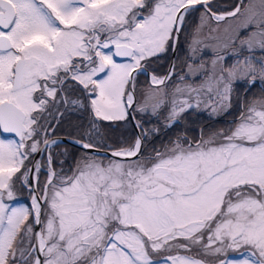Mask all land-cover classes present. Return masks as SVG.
Instances as JSON below:
<instances>
[{
    "label": "snow or ice",
    "instance_id": "1",
    "mask_svg": "<svg viewBox=\"0 0 264 264\" xmlns=\"http://www.w3.org/2000/svg\"><path fill=\"white\" fill-rule=\"evenodd\" d=\"M257 81L264 0H0V264H264V97L236 95ZM234 107L147 147L145 116ZM75 113L80 154L56 152Z\"/></svg>",
    "mask_w": 264,
    "mask_h": 264
},
{
    "label": "flooded vegetation",
    "instance_id": "2",
    "mask_svg": "<svg viewBox=\"0 0 264 264\" xmlns=\"http://www.w3.org/2000/svg\"><path fill=\"white\" fill-rule=\"evenodd\" d=\"M180 51V50H179ZM181 55V52L179 53L178 51L175 53V58H174V61L177 63V67L179 68L181 63H182V58L180 57ZM170 56H171V52H169L166 56L165 59L161 60V61H158L156 63H154L151 68H150V72L152 70H155L157 73H160V74H164L168 71V65H169V61H170ZM140 81H141V84L140 86L141 87H144L146 86L147 84V81L149 79L148 76H141L139 77ZM191 111V110H190ZM199 114V113H198ZM146 117V118H145ZM144 117V121L146 122V125L147 127H150L152 128L154 125H157L159 121L156 120L155 117H148V116H145ZM162 119V118H161ZM205 119H206V122L205 123H200L198 124V133L197 135L199 136L200 135V132L201 130L204 128V127H208V126H211L212 124H214V121L217 120V119H228L226 117H218L216 116L215 118L211 117V116H206L205 115ZM84 124L85 127H87V118L84 114L82 113H75V114H69L66 119H65V122L63 123V125L57 129V135L60 136L61 138L65 139V143L61 145V148L60 149H55L56 152H60L63 150L64 147H67L69 149L70 152L74 153L75 155H79L80 154V150L76 147H73L71 144H69L67 142V135L69 132H71L73 135H76L77 134V129L75 128L76 125H79V124ZM108 122H105V124H107ZM184 118L178 123V125H180V130L182 131L183 129V126H184ZM205 125V126H204ZM121 127V134L120 135H130L131 131H135L134 133H136V129L133 128L131 125H128L127 127L125 126H120ZM119 127V128H120ZM106 129L107 127H104L102 130L103 132L106 134ZM138 130V129H137ZM181 134V132H179ZM197 136V137H198ZM168 139H160V138H154V137H149V141H148V144H147V147L149 150H151V147L152 145H156L157 143L160 144V143H165L167 142ZM37 159H42V157L38 156ZM71 159L69 158L65 164V167H67L69 164H71ZM44 179V176H43V173L41 174L40 178ZM43 179H42V182H43ZM230 256H234L235 254H232L230 253L229 254Z\"/></svg>",
    "mask_w": 264,
    "mask_h": 264
},
{
    "label": "trees",
    "instance_id": "3",
    "mask_svg": "<svg viewBox=\"0 0 264 264\" xmlns=\"http://www.w3.org/2000/svg\"><path fill=\"white\" fill-rule=\"evenodd\" d=\"M233 1L234 0H226V2H228L226 4V6L232 4ZM179 50H178V52L179 53L181 52L180 57L183 60L184 50H183V48H181ZM238 89H240V90H237L239 96H243V95L247 94V96H248V98L250 100L253 99L256 96H262L264 94V84L261 85V84L257 83L256 86L251 88V89H245L244 87H240ZM191 112H193V111H189V114H187L188 112L184 114V123L185 124L183 126L182 131L180 130L181 129L180 125H178V127H174L173 129L165 128L164 125H162V126H160V132L158 134H155V135L151 136V137L170 140V139H173L172 135L175 134L177 136V134L179 132H181V134L182 133H186L190 138H196L198 136L197 135V133H198L197 132L198 131V124L205 123L206 119H205V114L202 113V112L199 113V114L198 113H196V114L192 113L191 114ZM235 112H237L236 107L233 110V113H235ZM220 123H222L221 119H217V120L214 121V124H212L211 126H208V127H204L202 130H204L206 132L214 130V128L216 126H219ZM161 144L162 143H160V145ZM160 145H158V146H160ZM150 147L153 148V147H155V145H152Z\"/></svg>",
    "mask_w": 264,
    "mask_h": 264
},
{
    "label": "rangeland",
    "instance_id": "4",
    "mask_svg": "<svg viewBox=\"0 0 264 264\" xmlns=\"http://www.w3.org/2000/svg\"><path fill=\"white\" fill-rule=\"evenodd\" d=\"M234 2V1H233ZM218 3L221 5V6H226V4L228 3V2H226V0H218ZM190 23V26H191V24H192V22L190 21L189 22ZM160 74V73H159ZM257 83L258 84H261V85H263L264 83H261V82H259V81H257ZM238 88H240V87H238L237 86V88H236V95H238V91L237 90H240V89H238ZM239 96V95H238ZM259 97H264V94L262 95V96H256V97H254V98H259ZM235 108V107H234ZM234 108H233V110H234ZM191 111H193V112H191V114L192 113H194V114H196V113H204L206 116H210L209 115V112H208V110H203V109H200V110H191ZM187 114H189V112L187 113ZM235 115H237V112H235V113H233V111H232V113L231 114H227V115H219L218 117H226V118H228L227 120L226 119H222L221 120V122L222 123H220L219 124V126H216L215 128H214V130L215 129H223V128H227L228 126H229V121H231L234 117H235ZM146 118V117H145ZM109 123V122H108ZM107 123V124H108ZM162 125H164V121H163V119H160V121L158 122V124L157 125H154L152 128H154V127H156V128H160V126H162ZM144 127L145 128H147V129H151L150 127H147V125H146V122H145V124H144ZM174 127H178V124H176V125H173L172 127H171V129H173ZM121 127L119 128H115V129H112V128H107L106 129V134H105V137H106V139H107V142L108 143H110V144H112V143H116V142H118V141H121V140H124V139H127V138H129V137H131L132 135H134L135 133V131H131V133H130V135H120L122 132H121ZM180 133H178L177 135H179ZM173 136V138H175L176 137V135L174 134V135H172ZM157 145V146H156ZM155 145V147H159L158 145H160V144H156ZM42 179H43V177L42 178H40V180H41V182H42ZM17 203L18 204H20V205H25V206H30V198H29V194H28V192L25 190V191H22V192H20L19 194H18V200H17Z\"/></svg>",
    "mask_w": 264,
    "mask_h": 264
},
{
    "label": "water",
    "instance_id": "5",
    "mask_svg": "<svg viewBox=\"0 0 264 264\" xmlns=\"http://www.w3.org/2000/svg\"><path fill=\"white\" fill-rule=\"evenodd\" d=\"M174 58H175V53H172V52H171V56H170V61H169L168 68H169L170 64H172V63L174 62ZM137 131H138V130L136 129V132H137ZM69 144H70V143H69ZM36 158H38V156H37Z\"/></svg>",
    "mask_w": 264,
    "mask_h": 264
}]
</instances>
